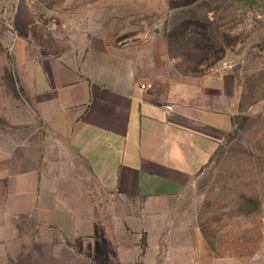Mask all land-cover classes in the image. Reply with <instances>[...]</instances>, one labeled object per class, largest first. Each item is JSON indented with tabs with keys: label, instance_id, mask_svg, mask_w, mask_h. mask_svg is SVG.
<instances>
[{
	"label": "crops",
	"instance_id": "0c3cea01",
	"mask_svg": "<svg viewBox=\"0 0 264 264\" xmlns=\"http://www.w3.org/2000/svg\"><path fill=\"white\" fill-rule=\"evenodd\" d=\"M119 35L82 31L68 50L32 58L16 46L36 125L0 131V252L35 244V259L48 244L50 258L66 259L63 248L81 264H218L194 226L173 236L159 202L182 194L225 142L233 79L175 70L157 34Z\"/></svg>",
	"mask_w": 264,
	"mask_h": 264
},
{
	"label": "rangeland",
	"instance_id": "374dc122",
	"mask_svg": "<svg viewBox=\"0 0 264 264\" xmlns=\"http://www.w3.org/2000/svg\"><path fill=\"white\" fill-rule=\"evenodd\" d=\"M17 7L26 9L16 14ZM98 28L117 41L125 30L137 38L157 34L161 40L152 43L168 48L175 70L231 76L234 114L225 142L182 194L159 204L169 206L173 236L190 235L185 227L194 226L206 240L202 250L215 253L218 264H264V0H0V131L36 125L19 83L16 46L31 58L59 53L82 31ZM224 60L233 67L222 69ZM131 204L143 219L142 202ZM37 249L9 244L0 264H81L63 248L54 251L66 259L50 258L48 244L32 259Z\"/></svg>",
	"mask_w": 264,
	"mask_h": 264
},
{
	"label": "built area",
	"instance_id": "2783aa9c",
	"mask_svg": "<svg viewBox=\"0 0 264 264\" xmlns=\"http://www.w3.org/2000/svg\"><path fill=\"white\" fill-rule=\"evenodd\" d=\"M222 69H231L233 67V62L231 60H224L221 62ZM141 87H144V85H141ZM149 87V85H147ZM169 108V106H167Z\"/></svg>",
	"mask_w": 264,
	"mask_h": 264
}]
</instances>
